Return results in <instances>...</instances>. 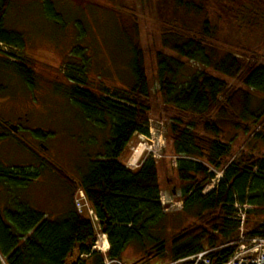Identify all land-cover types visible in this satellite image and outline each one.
<instances>
[{"label": "trees", "instance_id": "16d2710c", "mask_svg": "<svg viewBox=\"0 0 264 264\" xmlns=\"http://www.w3.org/2000/svg\"><path fill=\"white\" fill-rule=\"evenodd\" d=\"M157 1V35L145 37L136 17L122 21L131 52L129 88L103 97L79 79L65 92L83 117L112 128L110 138L100 160L78 168L77 182L33 154L68 187L70 204L51 220L14 200L6 219L0 215L6 264H190L178 261L205 251L211 264H223L239 246L237 203L251 207L245 210L246 237H264V0ZM11 6L12 0H0V43L19 49L21 34L5 24ZM148 54L158 74L154 94ZM20 58L0 47V76L12 72L34 84L32 70L16 62ZM187 69L191 75H184ZM4 90L0 84V94ZM152 118L170 124L163 155L143 157L132 170L121 159L135 135H149ZM7 137L30 150L0 122V141ZM215 171L223 178L205 193ZM22 173L0 167V183L24 186L37 178ZM171 184L183 202L174 213L160 201ZM77 188L108 236L106 254L93 250L97 231L75 207Z\"/></svg>", "mask_w": 264, "mask_h": 264}, {"label": "rangeland", "instance_id": "374dc122", "mask_svg": "<svg viewBox=\"0 0 264 264\" xmlns=\"http://www.w3.org/2000/svg\"><path fill=\"white\" fill-rule=\"evenodd\" d=\"M157 2L12 0L5 24L8 29L21 34L23 45L19 49L5 44L0 47L21 57L16 62L32 70L34 84L12 72L0 76V84L6 89L0 94V122L30 150L12 137L1 140L0 167L5 171L30 173L37 178L24 186L0 183V215L4 220L5 212L13 206L14 200L41 211L45 219L51 220H56L69 208L71 192L68 187L33 154L63 169L75 182L81 176L78 168L85 169L87 160L101 159L112 128L83 117L65 92L78 84L76 80L79 79L103 97L108 91L129 88L133 82L131 52L122 21L126 17H136L143 26L145 37L157 35V22L161 20L156 10ZM247 42L243 44L249 46ZM152 60V56L146 55L151 93L154 94L159 81ZM191 66L203 68L196 63ZM191 73V69L184 71L186 76ZM181 81L185 82L186 77ZM149 121V135H135L121 159L132 170L140 165L143 157L161 158L166 147L165 137L169 134L170 124L155 118ZM139 145H144L147 150L137 163L131 165L133 149ZM176 160L177 157L172 158L173 165ZM23 173L19 177L23 178ZM215 173L216 177L205 193L222 179L221 172ZM178 197L180 191L174 184L161 191L160 201L165 212H179L183 208ZM95 226L97 242L102 244L108 236L100 231L97 223ZM126 258L131 261L134 252L128 253ZM0 264H5L3 257H0Z\"/></svg>", "mask_w": 264, "mask_h": 264}, {"label": "built area", "instance_id": "2783aa9c", "mask_svg": "<svg viewBox=\"0 0 264 264\" xmlns=\"http://www.w3.org/2000/svg\"><path fill=\"white\" fill-rule=\"evenodd\" d=\"M3 44V43H0ZM8 53V52H7ZM74 204L79 213L88 212L92 221L98 224V217L93 208L89 205L85 193L82 189H79L74 198ZM237 210V218L240 220V236L238 238L239 247L225 263L223 264H264V237H257L249 239L245 235L246 226V214L245 209L247 205L234 204ZM209 251L195 254L189 258L180 260L179 262L190 261L191 264H211L212 261L208 256ZM105 264H110V261L106 260Z\"/></svg>", "mask_w": 264, "mask_h": 264}, {"label": "bare ground", "instance_id": "6f19581e", "mask_svg": "<svg viewBox=\"0 0 264 264\" xmlns=\"http://www.w3.org/2000/svg\"><path fill=\"white\" fill-rule=\"evenodd\" d=\"M147 148L144 145H139L138 147L133 149V156L131 159V165H134L135 163H137L141 156L143 155L144 151H146ZM99 240V239H98ZM103 243H99L97 242V244L95 245V249H99V251H106L109 249L110 247V243L108 242V240L105 238L103 239Z\"/></svg>", "mask_w": 264, "mask_h": 264}]
</instances>
